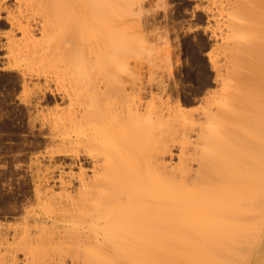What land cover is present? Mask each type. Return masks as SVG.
I'll use <instances>...</instances> for the list:
<instances>
[{
	"label": "bare ground",
	"instance_id": "6f19581e",
	"mask_svg": "<svg viewBox=\"0 0 264 264\" xmlns=\"http://www.w3.org/2000/svg\"><path fill=\"white\" fill-rule=\"evenodd\" d=\"M43 1L44 6L40 7L50 6L52 14L60 9L66 12L67 0ZM56 2L60 4H53ZM235 3L233 21L236 27L232 37L248 33L251 39L231 47L233 70L222 77L221 91L211 100L216 109L210 107L206 111V124L200 127L202 133L198 146L193 148L194 153L184 154L178 166L168 168L164 156L170 152V143L178 139L171 120L169 125L161 114L142 107V98L126 94L122 85L105 83L101 88L99 82H94L93 90L89 82L83 87L91 89L87 91L84 107L63 115L69 126L84 125L82 137H76L77 140L63 138V147L56 153L74 155L77 148L78 163H83L84 157L91 160L93 177L88 178L80 164L81 188L76 195H70L68 188L62 190L67 192L64 196L62 192L56 195L59 198L51 197L52 192H48L47 198V194L39 190L38 199L44 200L40 208L50 212L46 218L26 212L23 226L12 225V235L9 231L10 234L4 233L0 224V264H62L56 260L42 261L36 254L45 249L44 241L50 243L57 232L60 246L64 241L75 245L72 253H77L78 264H264V0H235ZM2 19L0 15V23ZM5 19L12 30L17 27L23 31H20L23 33L20 41L24 45L33 43L35 31H31L30 23H22L19 18L15 22L10 16ZM48 26L47 23L42 27L47 31ZM12 40L9 44L16 41L19 47L16 49H20L19 40ZM115 87L124 91L123 98L120 97L124 107L120 112L119 130L108 128L109 108L104 105L107 111L100 105V100L107 99L102 97L110 95L109 90L121 92ZM178 113L179 119H185L182 110ZM109 135H114L118 142L115 150L118 146L124 148L123 157L121 149L118 154L112 152L113 147L110 152L99 147V138ZM119 135L124 146L120 145ZM182 135L178 136L184 138ZM190 143L181 141L185 149ZM68 145L75 146L72 152L67 149ZM101 157L103 159H99ZM193 162L199 163L196 172L190 167ZM59 183L63 186L65 182ZM41 195L46 196V200L39 198ZM30 219L39 227V230L34 229L35 234H32L34 226H31L32 232L28 228ZM61 237L64 241H60ZM40 245L43 247L38 250ZM63 246H69L73 256L72 244L67 242ZM20 254L26 257L22 263Z\"/></svg>",
	"mask_w": 264,
	"mask_h": 264
},
{
	"label": "rangeland",
	"instance_id": "374dc122",
	"mask_svg": "<svg viewBox=\"0 0 264 264\" xmlns=\"http://www.w3.org/2000/svg\"><path fill=\"white\" fill-rule=\"evenodd\" d=\"M40 5L44 6L43 0H0V15L4 18L0 23V227L10 235L13 234V226L24 225L22 219L27 216L26 212L44 218L50 214L40 208L44 200L38 199L39 190L41 194H47V198L51 192V197L59 198L58 193L62 192L64 196L68 188L70 195H76L75 192L81 188L80 164H83L86 176L93 177L91 160L84 157L83 163H78L75 157L77 148L74 155L64 156L61 151L56 153L63 147V138L77 140L82 137L84 125L69 126L63 115L84 107L85 97L91 90L84 88L89 82L93 90L94 82H99L101 88L113 83L122 85L126 94L142 98V107L152 108L167 122L171 120L173 124H168L174 126V133L177 131L174 135L184 136H176L178 139L170 143V152L164 156V164L172 169L180 164L184 154H193V148L198 146L202 133L200 127L207 120L206 111L213 107L211 100L221 91L222 77L233 70L231 47L251 39L248 33L232 37L236 27L233 21L235 0H67L66 12L62 13L60 9L54 14L48 8L50 6L42 8ZM7 16L15 18V22L19 18L20 22L26 21L33 26L31 31H35L32 34L36 41L30 42L33 46L20 41L23 31L17 27L12 30L5 21ZM45 21L50 27L52 25L47 31L42 27L47 24ZM12 39L19 40L21 50L16 49L19 48L16 41V44L11 42L14 47L9 44ZM84 57L86 62L82 60ZM84 62L88 66H83ZM84 67L85 71L88 67L87 73ZM123 89L121 92L107 90L108 97L102 92L105 94L102 98L107 99L105 102L100 100V105L104 110L109 108L106 121L110 129L119 130L120 112L124 107L120 104L123 102L120 100ZM179 110L185 119H179ZM114 137L99 138V147L103 151L117 148L114 147L118 143ZM183 139L191 142L188 149L183 148ZM122 142L121 138L120 145ZM68 146L72 152L75 146ZM118 148L116 150L119 151L121 148ZM116 150L112 152L120 154ZM190 167L196 172L199 163L193 162ZM71 174L73 177L70 179ZM57 180L65 183L62 186V183H56ZM39 198L46 200V196ZM29 221L28 228L35 234L39 227L35 224V228V222ZM57 234L50 243L42 242L45 249L40 250L43 247L40 245L37 256L47 262L56 260L62 264H78L77 253H72L75 245L59 238L65 246L67 242L72 244L73 257L69 246H60ZM8 238L11 241V236ZM25 258L20 254L21 263Z\"/></svg>",
	"mask_w": 264,
	"mask_h": 264
}]
</instances>
